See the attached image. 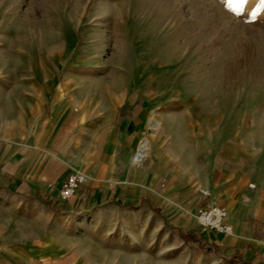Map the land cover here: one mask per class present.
<instances>
[{
  "label": "rangeland",
  "instance_id": "1",
  "mask_svg": "<svg viewBox=\"0 0 264 264\" xmlns=\"http://www.w3.org/2000/svg\"><path fill=\"white\" fill-rule=\"evenodd\" d=\"M35 74L57 82V99L71 84L91 112L137 93L140 141L151 143L140 167L158 139L182 144L202 120L264 154V0H0V84L25 75L33 88ZM126 216L109 238L80 241L79 264H213L196 225L183 232L145 209Z\"/></svg>",
  "mask_w": 264,
  "mask_h": 264
},
{
  "label": "crops",
  "instance_id": "2",
  "mask_svg": "<svg viewBox=\"0 0 264 264\" xmlns=\"http://www.w3.org/2000/svg\"><path fill=\"white\" fill-rule=\"evenodd\" d=\"M45 75L35 74L33 88L25 75L20 85L0 84V264H79L82 239L98 231L109 238L111 227L141 209L164 214L183 232L196 225L213 264H264L259 147L224 142L221 129L202 120L194 137L182 144L158 139L149 166H135L146 121L138 94L127 106L121 100L104 114L91 112L71 84H61L57 99L58 84L46 75L48 95ZM74 171L87 182L62 201ZM212 205L228 210L233 235L198 226L197 210Z\"/></svg>",
  "mask_w": 264,
  "mask_h": 264
},
{
  "label": "built area",
  "instance_id": "3",
  "mask_svg": "<svg viewBox=\"0 0 264 264\" xmlns=\"http://www.w3.org/2000/svg\"><path fill=\"white\" fill-rule=\"evenodd\" d=\"M142 141L133 156V164L135 166L142 165L148 152L142 149ZM87 176L80 171L72 172L64 182L59 197L62 201H70L76 197L81 186L86 184ZM196 222L203 230L231 236L234 234V225L231 222V216L228 210L221 205L203 206L199 208L195 214Z\"/></svg>",
  "mask_w": 264,
  "mask_h": 264
},
{
  "label": "bare ground",
  "instance_id": "4",
  "mask_svg": "<svg viewBox=\"0 0 264 264\" xmlns=\"http://www.w3.org/2000/svg\"><path fill=\"white\" fill-rule=\"evenodd\" d=\"M150 126H151L152 130L155 132V131L160 129L161 124H160V122L157 119V120H152V122L150 123ZM150 148H151V143L149 142L148 138L144 137L143 143H142V149L144 151H147L148 154H149Z\"/></svg>",
  "mask_w": 264,
  "mask_h": 264
},
{
  "label": "snow or ice",
  "instance_id": "5",
  "mask_svg": "<svg viewBox=\"0 0 264 264\" xmlns=\"http://www.w3.org/2000/svg\"><path fill=\"white\" fill-rule=\"evenodd\" d=\"M244 2V0H241V3H243Z\"/></svg>",
  "mask_w": 264,
  "mask_h": 264
}]
</instances>
